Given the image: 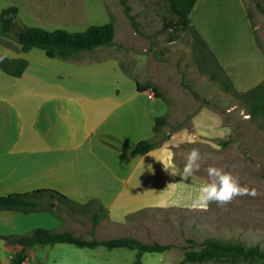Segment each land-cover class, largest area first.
<instances>
[{
	"label": "crops",
	"instance_id": "1",
	"mask_svg": "<svg viewBox=\"0 0 264 264\" xmlns=\"http://www.w3.org/2000/svg\"><path fill=\"white\" fill-rule=\"evenodd\" d=\"M76 1L82 0H0V13L16 7L17 21L23 13L40 28H89L90 21L78 15L66 17ZM190 21L239 93L264 82V43L244 0H198ZM11 40L0 37V55L26 60L28 66L21 76L0 66V196L53 190L79 208L69 214L55 200L51 209L27 214L0 211V264H11L24 250L5 237L40 228L80 235L77 214L102 216L94 235L104 240L136 235L131 230L137 223L130 220L145 211L195 208L204 183L183 175L172 148L200 138L199 133L223 135L222 120L202 108L189 126L154 150L134 154L139 142L155 138V118L169 116L171 108L165 98L139 89L147 84L114 52L116 41L64 60L40 49L25 53ZM65 245L28 248L24 264H49L50 258L52 264H66L58 255Z\"/></svg>",
	"mask_w": 264,
	"mask_h": 264
},
{
	"label": "rangeland",
	"instance_id": "2",
	"mask_svg": "<svg viewBox=\"0 0 264 264\" xmlns=\"http://www.w3.org/2000/svg\"><path fill=\"white\" fill-rule=\"evenodd\" d=\"M121 1H76L69 5L71 11H68L66 17L78 15L90 21L91 26L114 23L117 42L114 52L125 59L124 65L129 71L135 70L147 84L146 87L158 90L170 105L171 113L166 116L170 123L165 127L166 140L180 129L179 123L186 120L189 126L192 117L202 108H208L213 117L222 120L227 128L223 132L224 127H219L223 135H216V130L214 135L218 137L207 138V135L198 132L200 138L194 136L192 141L172 148L175 163L181 171L188 154L195 148L201 155V168L193 174L196 179L208 183V168L217 167L231 173L249 191L256 192L255 196H239L223 205L210 202L207 208L173 207L145 211L140 214V218L132 217L130 221L137 223V226L131 230L136 235L131 236L148 244L157 242L172 246L170 251L164 253L144 254L141 264H179L185 252L200 248V245L193 246L188 240L201 244L208 235L239 238L244 243H257L264 247V118L252 113L255 95L236 96L231 93V86L229 91L223 89L219 80H226L227 74L220 69L212 53L198 44L191 31L182 32L166 27L175 17L164 0H127L132 8L131 14L135 16L144 35L137 34L132 28ZM244 2L253 26L257 28L259 39L264 43V16L256 5L259 2L264 6V0ZM36 23L32 17L21 13L13 34L22 25L40 28ZM40 29L82 33L88 28L81 25L56 29L47 26ZM173 36L178 39L172 42L170 38ZM11 42L17 43L15 39ZM212 72L215 77L210 76ZM222 141L227 142V145H223ZM76 216L80 218L81 234L90 238L94 215ZM62 248L67 250L58 255L66 264H134L137 255L136 251L129 249L108 250L100 247L94 250L69 245ZM51 259L49 264L53 262ZM203 264L260 263L210 261Z\"/></svg>",
	"mask_w": 264,
	"mask_h": 264
},
{
	"label": "trees",
	"instance_id": "3",
	"mask_svg": "<svg viewBox=\"0 0 264 264\" xmlns=\"http://www.w3.org/2000/svg\"><path fill=\"white\" fill-rule=\"evenodd\" d=\"M169 4L171 14L175 20H171L166 27L173 28L176 31H191L195 40L209 50V47L201 34L192 25L190 16L197 4L198 0H164ZM121 4L124 8V14L128 18L129 23L135 32L139 35H144L140 30V25L137 23L134 15L131 14L132 8L128 5L127 0H122ZM259 11L264 16V6L259 2L256 3ZM19 10L16 7H9L0 13V37L3 39H15L21 46L23 52L27 53L33 49H40L46 53L49 58L58 59H76L82 53L93 51L102 47H111L115 44V25L110 22L102 26H90L82 33H69L65 30H56L49 32L35 27L20 28L19 31L13 34V28L16 25ZM177 36L170 38V41H176ZM214 57V56H213ZM220 69L222 66L214 57ZM1 68L14 76H21L28 66L26 60H13L3 55H0ZM224 71V70H223ZM211 77L216 75L212 72ZM223 89L229 91V86L232 87L231 93L236 96L243 94L255 95L253 98L252 113L264 118V82L257 88L246 92L239 93L233 86V83L226 75V80H219ZM140 90H150L157 98H162L161 93L155 88L140 87ZM196 98L199 95L193 92ZM187 121L178 124L179 127L186 125ZM170 123L166 116L155 118V133L154 139H147L139 142L132 152L138 155H146L154 150L159 144L166 140L165 127ZM223 145L227 142L222 141ZM58 200L60 205H63L70 214V211H75V206L62 194L53 190H38L28 194H14L9 196H0V211H14L20 213H31L41 209H51V204ZM92 205V204H89ZM83 207H88L82 206ZM79 208V207H77ZM102 216L95 215L93 222L92 236L86 237L83 234H76L72 231H53L47 229H36L29 234L22 236L5 237L4 240L11 245H19L24 250L34 246H53L58 244L72 245L78 248L97 249L100 247L108 250L114 249H129L137 252L136 261L134 264H141V259L144 254L164 253L170 251L171 245H163L157 242L148 244L144 243L131 235L113 238V239H98L95 237L96 226ZM193 246L200 245L197 250H189L185 252L183 259L179 264L194 263L203 264L210 261H227L235 263L239 261L247 263L264 264V247L259 244H248L242 242L239 238L228 237L221 238L218 236L208 235L201 244H197L195 240H188ZM16 254L11 264H24L26 260L25 251Z\"/></svg>",
	"mask_w": 264,
	"mask_h": 264
},
{
	"label": "clouds",
	"instance_id": "4",
	"mask_svg": "<svg viewBox=\"0 0 264 264\" xmlns=\"http://www.w3.org/2000/svg\"><path fill=\"white\" fill-rule=\"evenodd\" d=\"M201 155L198 149L193 148L187 156L183 169V175L191 177L201 168ZM209 182L201 185L199 194L193 200L192 206L207 208L210 202H217L221 205L230 203L234 198L244 195L255 196V190L249 191L242 186L238 179L231 173L224 172L217 167L208 168ZM175 174L173 171H171Z\"/></svg>",
	"mask_w": 264,
	"mask_h": 264
},
{
	"label": "built area",
	"instance_id": "5",
	"mask_svg": "<svg viewBox=\"0 0 264 264\" xmlns=\"http://www.w3.org/2000/svg\"><path fill=\"white\" fill-rule=\"evenodd\" d=\"M150 97H151V98H153V97H154V94H153V93H151Z\"/></svg>",
	"mask_w": 264,
	"mask_h": 264
}]
</instances>
